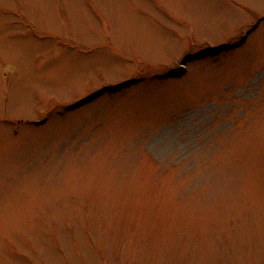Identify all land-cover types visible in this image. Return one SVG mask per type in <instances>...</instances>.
Instances as JSON below:
<instances>
[{"label": "rangeland", "instance_id": "obj_1", "mask_svg": "<svg viewBox=\"0 0 264 264\" xmlns=\"http://www.w3.org/2000/svg\"><path fill=\"white\" fill-rule=\"evenodd\" d=\"M0 264H264V0H0Z\"/></svg>", "mask_w": 264, "mask_h": 264}]
</instances>
